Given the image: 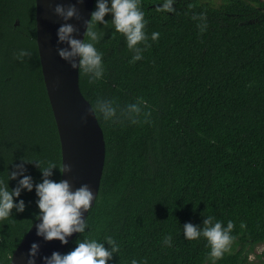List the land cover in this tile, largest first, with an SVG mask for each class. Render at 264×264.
Segmentation results:
<instances>
[{"label":"trees","instance_id":"1","mask_svg":"<svg viewBox=\"0 0 264 264\" xmlns=\"http://www.w3.org/2000/svg\"><path fill=\"white\" fill-rule=\"evenodd\" d=\"M163 2L140 0L150 47L135 62L111 14L97 25L104 74L90 83L80 71V85L97 105L106 162L88 227L64 254L84 239L110 249L112 237L119 251L108 264H213L207 240L183 234L185 224L202 229L212 216L225 227L232 221L236 237L214 264H251L264 246V0H174V13L157 12ZM200 14L203 31L193 19ZM22 50L31 55L18 58ZM107 107L116 110L109 120L99 112ZM23 159L34 184L43 179L35 163H55L51 178H62L37 0H0V180L10 190L22 177L8 181V173ZM19 200L25 211L0 220V264H11L40 213L35 188Z\"/></svg>","mask_w":264,"mask_h":264},{"label":"clouds","instance_id":"2","mask_svg":"<svg viewBox=\"0 0 264 264\" xmlns=\"http://www.w3.org/2000/svg\"><path fill=\"white\" fill-rule=\"evenodd\" d=\"M83 2L84 0H76V4ZM173 5L174 0H164L162 5L157 6L156 11L174 13L176 9ZM54 13L65 21L57 30L58 44L67 45V47L57 49L59 57L68 62L72 69H79L82 73L91 74L90 83L92 80L100 79L104 74L103 57L95 44L104 35L97 30V25L106 26L108 24L105 21V16L112 15L111 22L115 30L125 37L128 49L135 53L132 62L142 59L143 51L150 47L149 37L145 31L148 22L145 19L144 11L141 10L140 0H96V7L91 13L90 19L84 21L85 32L82 40L76 38L78 29L68 23L73 19H81L79 9L75 4L68 7L57 5ZM193 19L201 21L198 27L202 31L207 27L206 23H203L206 20L204 14L193 16ZM159 35L158 32H153L151 39L156 41ZM30 55V52L22 50L18 58ZM95 110H98L97 105L93 111ZM133 111L138 113L140 109L133 106ZM99 112L103 114L105 120L116 115V110L112 107H107ZM144 123H149V121L145 120ZM27 163L29 162L23 159L19 165L15 166V170L8 173V181L22 177L18 179L14 189L10 190L8 182L0 180V220L10 217L13 209L20 213L24 212L25 202L19 200L17 203L16 199L23 191L32 192L35 188L38 197L37 206L40 210L37 217L40 222L35 225L36 235L46 242L58 240L62 245H66L68 238L73 234L85 232L88 225L84 213L89 212L96 196L87 184L73 189L68 180H53L51 177L57 166L52 162L43 167H41V163H35L43 179L42 182L34 184L32 177L25 174L24 165ZM71 171L70 164H63L60 169L62 175L71 173ZM214 219L212 216L205 219L202 229L192 223L183 226L185 239L197 240L203 237L207 240L210 248L209 258L213 264L231 251L236 240V237L232 235L235 227L232 221H229L225 227L220 221L216 220L214 223ZM244 227L246 226L242 223L241 228ZM171 240V236H166L164 243L170 246ZM106 242L111 246L110 249L105 248L104 243L96 239L78 240L74 250L66 254L54 251L51 256H44L43 264H108L114 253L119 251V246L112 237H106ZM257 252H264V248H258ZM39 253L40 245L33 242L28 252L27 264H36ZM255 258L254 254L248 256L249 261H254ZM132 264H136V261H133Z\"/></svg>","mask_w":264,"mask_h":264},{"label":"water","instance_id":"3","mask_svg":"<svg viewBox=\"0 0 264 264\" xmlns=\"http://www.w3.org/2000/svg\"><path fill=\"white\" fill-rule=\"evenodd\" d=\"M75 4L79 9L81 19H73L78 32L77 39L84 38V21L90 19L95 8V0H84L76 4V0H37V42L45 84L53 112L59 129L63 164L72 166L71 173L62 175L73 189L87 184L96 196L92 207L98 198L106 162V141L104 131L91 102L85 97L80 85V70L72 69L68 62L63 61L57 49L67 47L58 44L57 30L65 23L54 13L57 5L68 7ZM89 212L84 213L87 220ZM36 220L12 256L11 264H27L30 245L35 242L40 245V253L36 264H43L44 256H51L54 251L64 254L71 242L79 234L68 238V244L60 241L46 242L36 235Z\"/></svg>","mask_w":264,"mask_h":264},{"label":"rangeland","instance_id":"4","mask_svg":"<svg viewBox=\"0 0 264 264\" xmlns=\"http://www.w3.org/2000/svg\"><path fill=\"white\" fill-rule=\"evenodd\" d=\"M258 248H264V246L262 245ZM260 253H262V252H257L256 254H254L256 258L254 261H251V264H264V258L258 257V254H260Z\"/></svg>","mask_w":264,"mask_h":264}]
</instances>
